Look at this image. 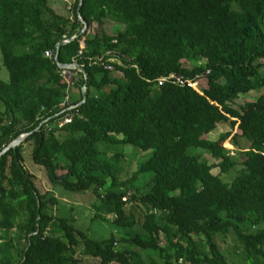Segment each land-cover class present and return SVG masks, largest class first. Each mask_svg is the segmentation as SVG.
Returning a JSON list of instances; mask_svg holds the SVG:
<instances>
[{
  "label": "trees",
  "instance_id": "1",
  "mask_svg": "<svg viewBox=\"0 0 264 264\" xmlns=\"http://www.w3.org/2000/svg\"><path fill=\"white\" fill-rule=\"evenodd\" d=\"M48 2L0 0V152L28 134L0 156V264H234L216 242L229 234L245 264H264V0H74L71 18ZM56 52L85 70L83 103V75L74 70L67 89ZM173 73L203 76L202 94L158 85ZM223 123L239 136L209 138ZM28 143L53 187L93 193L107 238L54 216L57 199L24 167ZM132 149L147 157L126 174ZM215 168L237 174L226 182Z\"/></svg>",
  "mask_w": 264,
  "mask_h": 264
},
{
  "label": "rangeland",
  "instance_id": "2",
  "mask_svg": "<svg viewBox=\"0 0 264 264\" xmlns=\"http://www.w3.org/2000/svg\"><path fill=\"white\" fill-rule=\"evenodd\" d=\"M50 3V1H49ZM73 38V37H72ZM81 47L84 46L83 41L81 42ZM74 72V71H73ZM74 74V73H73ZM8 74L5 68L1 64V55H0V80L7 81ZM206 86V81L202 79L199 83V87ZM74 88H72L69 92L71 99H73V95L75 93ZM197 93L202 94L201 91H197ZM258 94H253L252 92L248 95H241L235 101V106L243 105L246 102L254 101ZM3 109L2 104L0 103V110ZM224 132H230L232 135L239 136L240 132L237 130V126L235 125L233 128L229 126V123H223L218 125L216 130L211 133L208 137L211 139H216L219 134ZM232 139H227L222 145L225 148L230 150H235L234 145H232ZM239 142V149L246 148L244 142L240 139ZM142 154V155H141ZM137 153L136 150H129L125 156V170L127 171L126 174L133 172L135 170L137 162L141 160V156L143 160L146 159L147 153ZM23 156H24V167L28 170L31 174L36 177V185L41 192L49 191L53 194V196L57 199L58 203L56 206L52 208V213L54 216L60 217H73L74 222L73 226L78 229L87 232L90 238L95 240H102L109 236L111 232V227L102 222L100 219L95 217V210L93 209V205L96 202L95 196L91 191L82 192V193H75V192H64L61 188L53 187L46 179L44 170L32 163L31 161V145L25 144L23 146ZM203 156L207 159H210L209 156L203 154ZM238 160H241L239 157ZM142 162V161H141ZM130 163V164H129ZM129 164V166H128ZM240 166L237 167L239 169ZM212 174L219 175L222 180L229 182L231 178H233L237 172H230L229 174L221 175L217 168L212 170ZM144 179L141 180V182ZM125 210L127 214H132L135 221L141 222L143 220V208L138 203L128 202L125 205ZM107 219L111 222V216H107ZM1 235V231H0ZM13 236V233H11ZM219 248L227 257L228 261H232L234 264H245L242 260V252L241 248H239V244L236 240H234L232 235H227L225 237H219L216 240ZM23 245V244H22ZM146 259V258H145ZM97 260H89V264H96Z\"/></svg>",
  "mask_w": 264,
  "mask_h": 264
},
{
  "label": "built area",
  "instance_id": "3",
  "mask_svg": "<svg viewBox=\"0 0 264 264\" xmlns=\"http://www.w3.org/2000/svg\"><path fill=\"white\" fill-rule=\"evenodd\" d=\"M67 10L71 11V7L68 6ZM70 18H71V15H70ZM63 41L68 42V40H63ZM106 55L108 56V59H107V64H104V68L106 70H112L111 64L114 62H117V58L114 55V52H107ZM45 56L50 57L51 53L47 51L45 53ZM98 60L101 61L102 58H98ZM73 71L74 70H70V69H62L61 70V76L67 84V89L73 85V79H74V74H73L74 72ZM202 79L204 80L203 76H199L198 79L190 80V79L183 78L181 75L173 73V74H169L166 77L159 78L157 80V82H158V85H161L164 82H172L174 84L180 85L181 87H187V88H190L193 91L197 92V91H200L201 87H199V83L202 81ZM73 108H74V106H71L69 108V110L73 109ZM70 122H71V116H66L61 122H59L58 126L65 125V124H68Z\"/></svg>",
  "mask_w": 264,
  "mask_h": 264
},
{
  "label": "water",
  "instance_id": "4",
  "mask_svg": "<svg viewBox=\"0 0 264 264\" xmlns=\"http://www.w3.org/2000/svg\"><path fill=\"white\" fill-rule=\"evenodd\" d=\"M77 13H78V10H77ZM79 19H80V21H81V23H82V26H83V27H82V30L80 31V34H82V33H84V32L86 31V29L88 28V24H87L83 19H81L80 17H79ZM73 38H75V37H73ZM73 38H71V39H73ZM65 43H67V42H64V41L60 42V44L57 45V48H58L60 45L65 44ZM54 62H55V64L58 66V68H59L60 70H62V69L75 70V71L80 72V73L83 75V77H84V78H83V79H84V84H83V86H82V88H81L82 101H81L79 104L83 103V102L85 101V83H86V80H87L85 70H84L81 66H79L78 64H76V63H74V64H68V65H62V64H59V62H58V58H57V52H56V55H55V57H54ZM79 104H78V105H79ZM27 135H28V134H22V135H20L18 138H16L14 141H12L7 147H5V148L0 152V156L3 155L8 149H10V148H15L16 146H18V145L24 140V138H25Z\"/></svg>",
  "mask_w": 264,
  "mask_h": 264
},
{
  "label": "crops",
  "instance_id": "5",
  "mask_svg": "<svg viewBox=\"0 0 264 264\" xmlns=\"http://www.w3.org/2000/svg\"><path fill=\"white\" fill-rule=\"evenodd\" d=\"M49 1H50V3L48 2L49 6L51 7V9L56 14L61 15V16H68L69 15V17H70V13H68L67 7L68 6L71 7L74 0H49ZM91 27L93 30V28L97 29L99 26L95 21H93L91 23ZM74 89H76V88H74ZM73 96L74 97L72 99V102L76 101L79 98L77 89L75 90V93Z\"/></svg>",
  "mask_w": 264,
  "mask_h": 264
}]
</instances>
